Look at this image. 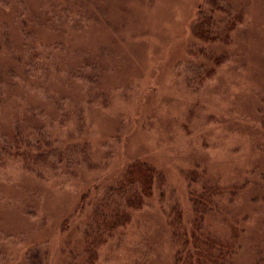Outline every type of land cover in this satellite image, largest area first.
Masks as SVG:
<instances>
[{
  "label": "rangeland",
  "instance_id": "rangeland-1",
  "mask_svg": "<svg viewBox=\"0 0 264 264\" xmlns=\"http://www.w3.org/2000/svg\"><path fill=\"white\" fill-rule=\"evenodd\" d=\"M0 264H264V0H0Z\"/></svg>",
  "mask_w": 264,
  "mask_h": 264
},
{
  "label": "trees",
  "instance_id": "trees-1",
  "mask_svg": "<svg viewBox=\"0 0 264 264\" xmlns=\"http://www.w3.org/2000/svg\"><path fill=\"white\" fill-rule=\"evenodd\" d=\"M134 165L135 164L131 166V169H134ZM149 174L150 175L147 174V183H149L152 178V173L149 172ZM142 177H145V175H142ZM122 180L125 182L120 184L119 188H117L119 190H115L119 193L118 197L116 198V200H118V204L110 209L109 205L115 199L114 197L109 196L105 198L104 204L100 207V209H97L94 213L91 226L88 228L85 235L86 245L88 248L90 247L94 249L96 246L100 245L104 238L113 232L118 223L125 219L124 209H126L130 203L125 202V200L122 199L123 195L127 196L129 199L133 198V200L139 199L141 197L140 195H142V188L140 186H145V181L142 183L139 179H136L134 177V173L131 178L125 179L123 177ZM178 229L179 227L176 230L178 231ZM192 242L194 243V246H203L202 242L197 238H193Z\"/></svg>",
  "mask_w": 264,
  "mask_h": 264
}]
</instances>
